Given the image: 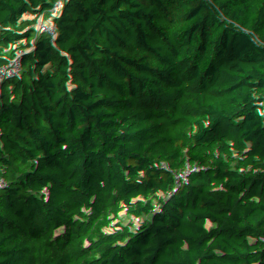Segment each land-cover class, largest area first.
Segmentation results:
<instances>
[{
  "label": "trees",
  "instance_id": "trees-1",
  "mask_svg": "<svg viewBox=\"0 0 264 264\" xmlns=\"http://www.w3.org/2000/svg\"><path fill=\"white\" fill-rule=\"evenodd\" d=\"M169 3L143 87L154 109L60 70L27 129L22 97L71 48L91 0L2 3L0 146L22 135L16 168L0 164V264H264V0ZM155 7L127 0L94 54L142 55Z\"/></svg>",
  "mask_w": 264,
  "mask_h": 264
},
{
  "label": "built area",
  "instance_id": "built-area-1",
  "mask_svg": "<svg viewBox=\"0 0 264 264\" xmlns=\"http://www.w3.org/2000/svg\"><path fill=\"white\" fill-rule=\"evenodd\" d=\"M26 1L30 9L35 11L42 0ZM46 1L51 8L49 0ZM3 2L4 0H0V38L4 37L6 33L2 17L4 11ZM126 3L127 0H91L90 17L87 24L82 26L71 48L52 63L55 71L54 73L52 72L50 80H43L41 75L23 95L22 104L28 115L23 128L31 127L46 114L48 110L46 88L52 83L55 75L60 70L68 78H76L78 80L97 78L122 86L125 90L136 92L144 97L146 104L154 109V105L148 99L143 87L148 75V66L157 57L166 34L167 23L165 19L169 11V0H142L144 12H147L152 4L156 5L153 10L155 19L148 23L155 28V31L151 33L150 40L142 47V55H139V50H137L135 45H132L126 52L137 53V56H134L131 60L105 61L94 54L90 45L92 42H96L103 46H109V38L106 36L99 37V34L102 29L108 27L111 21L120 14ZM262 13L264 16V4L262 5ZM149 20V16L144 17V22ZM139 32L140 30L137 29L130 35L135 43L140 40ZM48 67L49 65L44 69L43 73L49 71ZM21 135V131L17 132L8 144L0 146V164L7 166L11 171L17 165L12 149L19 144Z\"/></svg>",
  "mask_w": 264,
  "mask_h": 264
},
{
  "label": "crops",
  "instance_id": "crops-1",
  "mask_svg": "<svg viewBox=\"0 0 264 264\" xmlns=\"http://www.w3.org/2000/svg\"><path fill=\"white\" fill-rule=\"evenodd\" d=\"M51 6V8L53 7H60L61 6V0H59V2L57 1H54V3L52 4V5H50ZM48 70H49V67H48ZM54 71H55V67H53V68H51L47 73H43L42 74V79L43 80H47L48 79V81L50 80V76H51V74H52V72L54 73Z\"/></svg>",
  "mask_w": 264,
  "mask_h": 264
},
{
  "label": "rangeland",
  "instance_id": "rangeland-1",
  "mask_svg": "<svg viewBox=\"0 0 264 264\" xmlns=\"http://www.w3.org/2000/svg\"><path fill=\"white\" fill-rule=\"evenodd\" d=\"M54 1H58L59 2V0H49V5H52L53 3H54ZM54 67V64H50L49 65V70L51 69V68H53ZM64 77H66V74L64 73Z\"/></svg>",
  "mask_w": 264,
  "mask_h": 264
},
{
  "label": "water",
  "instance_id": "water-1",
  "mask_svg": "<svg viewBox=\"0 0 264 264\" xmlns=\"http://www.w3.org/2000/svg\"><path fill=\"white\" fill-rule=\"evenodd\" d=\"M54 8H57V7H54ZM87 22H88V20L86 21V23H85V24H87Z\"/></svg>",
  "mask_w": 264,
  "mask_h": 264
}]
</instances>
